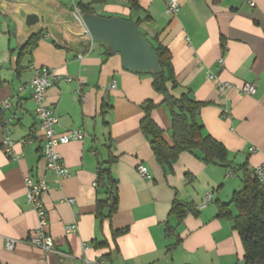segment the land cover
<instances>
[{
    "label": "crops",
    "instance_id": "0c3cea01",
    "mask_svg": "<svg viewBox=\"0 0 264 264\" xmlns=\"http://www.w3.org/2000/svg\"><path fill=\"white\" fill-rule=\"evenodd\" d=\"M56 1L79 14L76 6L83 4L101 17L145 19L139 31L170 52L178 83L171 94L187 90L204 104L196 121L224 146L229 164L252 171L264 161V0H181L173 18L164 14L167 0ZM128 1L139 9L130 10ZM16 32L15 22L1 16L0 106L7 101L9 107L0 111V120L9 121L14 145L12 156H6L0 134V264H244L237 232L230 221L216 217L218 205L242 188L241 172L205 165L189 153L170 168L156 162L139 127L145 102L158 106L151 118L163 140L172 141L169 112L152 88L153 77L124 70L119 55H106L95 43L59 48L46 31L33 50L20 54ZM32 67L50 68L62 77L46 93V105L58 119L56 132L86 133L83 140L56 148L69 174L65 179L48 170L31 93L19 91ZM218 83L231 87L220 95ZM245 83L254 86L253 95L239 93ZM110 157L117 211L100 221L95 205L104 196L94 183L98 167ZM138 165L147 168L150 180L138 176ZM26 177L49 186L42 197L48 235L63 257L29 244L38 219L26 203ZM207 195L211 201L205 204ZM174 200L191 207L181 220L170 214ZM228 209L237 214L234 206ZM70 225L75 233H65ZM101 242L105 245L98 246Z\"/></svg>",
    "mask_w": 264,
    "mask_h": 264
},
{
    "label": "trees",
    "instance_id": "16d2710c",
    "mask_svg": "<svg viewBox=\"0 0 264 264\" xmlns=\"http://www.w3.org/2000/svg\"><path fill=\"white\" fill-rule=\"evenodd\" d=\"M128 6L130 10L139 9L133 1H128ZM76 7L81 15L94 14L88 5L78 4ZM143 21L145 19H136L133 22L138 27ZM41 35L42 32L32 36L19 53L33 50ZM147 41L151 44L161 68L160 77L153 78L152 88L162 96L161 104L169 112L172 141V145H168L163 140L162 130L151 118L152 111L158 106L150 101L145 102L142 106L144 117L139 127L148 141L153 157L160 166L170 168L182 153H189L196 155L205 165L222 167L231 174L241 172L242 188L232 193L227 204L218 205L216 217L230 221L232 229L237 232L243 249L244 264H264V188L259 186L252 171L246 170L245 165L232 167L227 161V151L224 146L204 134L202 126L196 121L198 110L204 104L194 101L187 90L178 97L171 94L178 89V83L172 68L170 52L158 42L157 38ZM104 53L108 55L105 50ZM112 162L113 158L110 157L98 167L94 183L96 190L104 196L102 200H97L95 205V216L100 221L110 220L117 211L116 182L110 175L109 169ZM231 205L237 210L234 216L228 209ZM189 212H191L190 206L177 200L172 203L170 214L177 216L178 219L181 220ZM113 235H116V232ZM97 245L103 246L105 243L101 242Z\"/></svg>",
    "mask_w": 264,
    "mask_h": 264
},
{
    "label": "water",
    "instance_id": "95a60500",
    "mask_svg": "<svg viewBox=\"0 0 264 264\" xmlns=\"http://www.w3.org/2000/svg\"><path fill=\"white\" fill-rule=\"evenodd\" d=\"M0 15L15 22L19 50L32 36L46 31L59 48L72 50L95 43L109 56L119 55L124 70L160 77L152 46L133 21L81 15L66 10L56 0H0Z\"/></svg>",
    "mask_w": 264,
    "mask_h": 264
},
{
    "label": "built area",
    "instance_id": "2783aa9c",
    "mask_svg": "<svg viewBox=\"0 0 264 264\" xmlns=\"http://www.w3.org/2000/svg\"><path fill=\"white\" fill-rule=\"evenodd\" d=\"M181 0H167L164 14L168 17H175L180 12ZM253 3H249L250 7H253ZM218 67H223L222 60L218 61ZM62 77L57 75L53 70L46 67H32V75L30 80L19 88L20 92L29 91L31 93L32 101L34 102V117L37 121V129L41 133L43 142V158L47 163V168L53 174V176L60 180L68 177V171L64 166L61 157L56 151V148L62 145H66L71 142L81 141L86 137V133L79 130H70L65 133H57L56 125L58 119L55 117L52 110L46 105V93L55 86ZM209 79H213L212 76ZM65 81L69 82L71 79L66 78ZM217 91L220 95H223L225 90L231 86L226 83H218ZM114 88V84H111L110 89ZM239 93L245 96H251L255 92V88L251 84H243L239 89ZM9 107L7 101H3L0 106V111H4ZM9 121L0 120V134L2 135V151L8 157L12 156L13 141L10 137V130L8 127ZM253 151V150H251ZM136 173L144 180H150V175L146 167L138 165L136 167ZM252 173L260 187L264 188V161L253 168ZM25 186V199L26 203L31 206L38 219V226L33 232L30 239V246L39 250L43 254L54 253L60 257L64 254L58 253L52 246L51 238L48 235V217L44 208L42 197L48 191L49 186L46 182L32 181L29 177L24 178ZM211 201V196L205 197V204ZM71 203L72 201H68ZM76 226L70 225L64 228L65 233H75ZM14 242H8L6 249L11 251L13 249ZM43 264V263H42ZM86 264H104L103 262H86Z\"/></svg>",
    "mask_w": 264,
    "mask_h": 264
},
{
    "label": "rangeland",
    "instance_id": "374dc122",
    "mask_svg": "<svg viewBox=\"0 0 264 264\" xmlns=\"http://www.w3.org/2000/svg\"><path fill=\"white\" fill-rule=\"evenodd\" d=\"M239 177H240V176L238 175V176H237V179H238ZM238 180H239V179H238Z\"/></svg>",
    "mask_w": 264,
    "mask_h": 264
}]
</instances>
